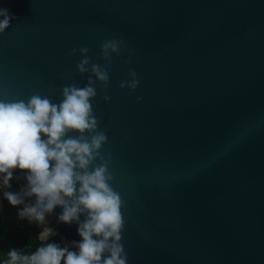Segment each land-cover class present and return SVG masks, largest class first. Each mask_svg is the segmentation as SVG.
I'll return each instance as SVG.
<instances>
[{
	"label": "water",
	"instance_id": "water-1",
	"mask_svg": "<svg viewBox=\"0 0 264 264\" xmlns=\"http://www.w3.org/2000/svg\"><path fill=\"white\" fill-rule=\"evenodd\" d=\"M0 8L16 17L0 33L5 102L39 93L59 103L63 86L83 87L73 48L87 47L101 66L107 40L123 38L133 52L127 65V52L112 57L110 101L99 87L91 101L107 135L100 155L125 202L127 264H264V0H0ZM129 69L140 81L132 94L118 87ZM26 174L13 170L19 188ZM61 212L46 215L47 227L60 243L80 242Z\"/></svg>",
	"mask_w": 264,
	"mask_h": 264
},
{
	"label": "clouds",
	"instance_id": "clouds-1",
	"mask_svg": "<svg viewBox=\"0 0 264 264\" xmlns=\"http://www.w3.org/2000/svg\"><path fill=\"white\" fill-rule=\"evenodd\" d=\"M16 17L0 8V33ZM87 47L73 48L69 55L79 53L76 64L79 75H88L83 87L67 84L61 88V100L54 103L48 96L32 94L27 102L0 100V188L10 189L13 170L27 173L26 186L19 191L5 190L8 203L22 206L18 217L43 225L36 239L40 242L31 251L28 243L21 251L10 249L0 264H127L128 255L122 244L125 202L113 190L109 159L100 155L107 142L104 131H98L99 120L91 101L97 87L107 103L109 67L112 57L127 52L131 62L133 52L123 38L111 39L100 46L104 66L91 62ZM137 73L128 71V80L118 87L134 93L139 86ZM141 98L137 97V101ZM77 134L76 136L69 135ZM87 134V135H85ZM100 160L93 166L94 161ZM20 179V177H17ZM77 185L79 187H77ZM34 198V199H33ZM60 207L58 222L76 223L80 242L70 245L49 242L56 233L47 227L45 217ZM84 216L81 222L80 217Z\"/></svg>",
	"mask_w": 264,
	"mask_h": 264
},
{
	"label": "trees",
	"instance_id": "trees-1",
	"mask_svg": "<svg viewBox=\"0 0 264 264\" xmlns=\"http://www.w3.org/2000/svg\"><path fill=\"white\" fill-rule=\"evenodd\" d=\"M8 191H19V187L15 183H11ZM2 208L0 211V253H7L10 249L23 250L29 243L31 251L39 245L36 239L38 232L43 229V225L37 226L35 222L29 223L27 219L18 217L20 207L11 206L3 196ZM49 242L60 243L59 237H53ZM4 256L0 254V261ZM63 264V262H62Z\"/></svg>",
	"mask_w": 264,
	"mask_h": 264
},
{
	"label": "flooded vegetation",
	"instance_id": "flooded-vegetation-1",
	"mask_svg": "<svg viewBox=\"0 0 264 264\" xmlns=\"http://www.w3.org/2000/svg\"><path fill=\"white\" fill-rule=\"evenodd\" d=\"M11 183H15V182H14V178L12 179V181H10V184H11ZM4 191H5V189H4ZM3 196H4V195L1 193V201H3ZM2 204H3V203H2Z\"/></svg>",
	"mask_w": 264,
	"mask_h": 264
},
{
	"label": "rangeland",
	"instance_id": "rangeland-1",
	"mask_svg": "<svg viewBox=\"0 0 264 264\" xmlns=\"http://www.w3.org/2000/svg\"><path fill=\"white\" fill-rule=\"evenodd\" d=\"M1 193H4V189L0 188V198H1ZM2 202V201H1ZM15 207H22V206H15Z\"/></svg>",
	"mask_w": 264,
	"mask_h": 264
}]
</instances>
